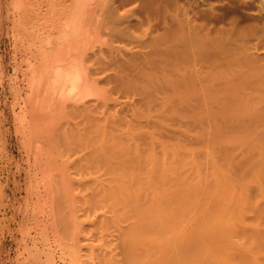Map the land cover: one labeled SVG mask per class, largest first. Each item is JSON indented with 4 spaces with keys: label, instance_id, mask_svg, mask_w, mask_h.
Listing matches in <instances>:
<instances>
[{
    "label": "bare ground",
    "instance_id": "1",
    "mask_svg": "<svg viewBox=\"0 0 264 264\" xmlns=\"http://www.w3.org/2000/svg\"><path fill=\"white\" fill-rule=\"evenodd\" d=\"M14 2L10 88L26 154L12 171L0 136V205L25 189L44 225L75 240L74 210L55 216L88 185L96 210L135 218L121 230L128 264H264V33L191 24L172 0Z\"/></svg>",
    "mask_w": 264,
    "mask_h": 264
},
{
    "label": "rangeland",
    "instance_id": "2",
    "mask_svg": "<svg viewBox=\"0 0 264 264\" xmlns=\"http://www.w3.org/2000/svg\"><path fill=\"white\" fill-rule=\"evenodd\" d=\"M14 1L15 0H0V55L2 56L1 59L3 60V61L1 60L2 63H0V68H2V69H0V119H2V120H0V136H1L2 140L5 142L7 141V139H9L8 145H7V143H5L6 146L5 145L4 146L6 148H3L4 151L2 150V152L4 154L7 153V155L13 157L14 161L11 163V170L15 172L17 170V162L16 161L19 158H21L23 155H25L26 153H25V150L23 149L22 144H20L19 138L16 134V122H15V113H14L15 112V109H14L15 108V106H14L15 105V101H14L15 99H14L13 93H11L12 88H10V87H12L11 84H13L12 83L13 81H11V80H13V77L15 76V73H14V71H15L14 70L15 60H14V56H13L15 54V48H14L15 42H14V39L12 37L13 36L12 34L14 32L13 26L15 24L14 21L16 19L17 11H16V2H14ZM169 1H171V0H169ZM172 1H174V3H175L174 4L172 2V5L177 4L178 7L181 6L180 7L181 9L180 8L179 9L181 10V13H182V19H184V20L186 19V22H187V20H188V22H190V21L195 22L196 20H198L196 22H199V20H200L199 25L200 24L201 25L206 24L207 28L218 29V26L221 25L220 26L221 28L224 27V29L227 28V30L232 28V26H235V24H236V26L246 28V31L249 33L253 32V31H254L253 33L256 32L257 35H258V33L259 34L264 33V31H263L264 30V0H232V1L231 0H204V1L203 0H172ZM217 2H219V3H217ZM173 6H172V8H174ZM202 6H204V7H202ZM209 6L210 7L212 6V7L210 8ZM207 8H208V12L206 11ZM203 11H205V13L206 12L207 13L205 14V13H203ZM183 14L187 15V16H184ZM199 14H200L201 18L199 16ZM220 14L222 17L220 16ZM209 15H210V17H208ZM194 17L195 18L198 17V18L195 19ZM256 17H258V18H256ZM214 18H215V20H214ZM201 19H205V20H203V23H202ZM207 21L209 23L211 21L212 22H211V24H209ZM192 22H190V23L194 24ZM214 22H217L219 24L217 25ZM186 24L190 25L189 23H186ZM253 24H256V25H253ZM208 25H209V27H208ZM250 25H252V26H250ZM247 27L252 28V29L254 28V29H253V31H252V29L249 31V29ZM262 43H263V46L261 44V47L264 49L263 40H262ZM1 126H2V128H1ZM1 132H2V134H1ZM15 162H16V165H15ZM72 170H73V167L71 168V171ZM74 170H75V168H74ZM25 175H26V173H23V175L19 174V177L22 178V177H25ZM7 176H8L7 172L2 174V176H1L4 183H5V181H7ZM11 178H12L11 180H13V177H11ZM77 186L78 185L74 186V188L76 189L75 192L73 191L74 194H72V189H71V199H72V197H74L75 200L73 201L70 199V201L67 202L68 205L74 203L73 206L72 207L66 206L67 210L65 212V210L63 209V208H65V205L64 204L60 205L59 208L57 207L58 212H60V213L58 215V212H57V214L55 216V218L57 217L56 218L57 220H60L59 218H61V215H62L66 221L65 216H67L70 213V211L74 210L71 213L74 214V212H75L76 214H74V217L78 218L79 220L77 219V222H76L74 220L76 218H69V219H71V220L73 219L75 221V222H73V220L72 221L70 220L71 225L73 226V229L77 227V226L75 227L76 224H78V226L82 227V228L77 227V231L79 229H81V231L79 230L80 234L78 232L74 233L75 240H74V238H72L73 233H72V236H70V233L67 234L66 232L62 233L63 235L58 234V233L62 232V228H63L62 222L59 225L58 224L55 225V228L57 227L56 232L58 231V233H54L55 228L53 230H51L50 228L46 227L47 224L44 225V223H47V220H48L47 216L45 217L44 212H43V214H44V216H43L42 210H41L42 207H40V209H39L34 203L33 204H32V202L30 204L27 203L28 202V200L26 199L27 191L25 189H21L17 192L16 197H18V200H14L17 203L14 201H10V203H9L8 199L5 200L4 203H2L3 207H0V210L2 213L4 212L5 214H1L0 217H1V219H3L2 217L4 216L5 218L3 219V221L1 220V222H0V240L5 241L4 242L5 246H4L3 253H2L3 256H1V259H2L1 262H4V263H1V264H24V263L25 264H33V261H32V254L33 253H38L39 258L43 260V263H42V260L39 259V264H44V263L50 264L51 261L48 262V260H47V258L49 256L50 257L52 256V260L54 259L53 262H51V264H53V263L54 264H115L116 262H117L116 264H126L128 262V261H126V257L124 255L125 253L123 254V251H124L123 249L125 247V245H124L125 242L123 243V240L125 238L123 236L124 231L122 232L121 230H126L124 228H127V227L130 229V227L135 224L136 220H133L135 218H133L130 213H128L125 209H123L122 206H120V207L123 209V211L121 210V208H118L119 205H117V207H115V205H113V204H112V206H114V207L111 206V208H110L111 210H113V212L109 210L110 204H106L105 206L102 205L103 207H105V209H106V207L109 206L107 210L109 211L108 216H110V217H108L109 219L105 218V216L107 217L106 214H108V213L103 212V211H106L104 208L102 210V208L99 207V208H101V211H98V213H96V211L100 210V209L98 208L96 210L94 205H93L95 202L94 201L95 199H93V197H92L93 191H92V193H91V191H88V193L86 195L83 194L84 190L87 189L88 185L81 184L79 188H76ZM81 186L85 189H82ZM88 188L90 190L89 186H88ZM77 189H81V190L79 191ZM82 190H83V192H82ZM8 192L13 193L12 188H10L8 190ZM89 193L91 196L89 195ZM87 195L90 196L94 202H92L91 199H89L87 197ZM6 201H8L7 203L9 204L7 206L5 205ZM18 202H20V203H18ZM25 203H27V204L25 205ZM18 204H19V206H18ZM2 205H0V206H2ZM34 205H35V207H34ZM13 206H14V208H12ZM15 206H18L17 210H16ZM25 206H27V207H25ZM62 206H64V207H62ZM67 207L70 208V211H68L69 209ZM96 207H98V206H96ZM117 208H118V210H115ZM35 209H36V213H34ZM60 209L64 210V213ZM37 210L38 211L40 210L39 212H41V213H38ZM114 210L118 211V213L121 212L122 214L119 213V216H118V213L115 212V214H114ZM119 210H121V211H119ZM27 211L29 212V214H27L28 213ZM56 211H57V209H56ZM111 212H112V215L110 214ZM33 214H37V216L40 215L41 217L39 216V219H41V220H39L37 218V216L36 215L34 216ZM70 214H69L70 217H71V215L73 216V214H71V215ZM8 215H9V217H8ZM123 215H125V216H123ZM58 216H60V217L58 218ZM129 216L132 217V219H130ZM42 217L45 219L42 220L43 219ZM23 218H25V219H23ZM26 218H27L28 222L24 221V220H26ZM32 218L34 220H32ZM8 219L9 220L12 219V220L9 221ZM101 219H102V221H101ZM103 219L104 220L107 219L108 221L106 220L107 221L106 222ZM31 220H32V222H30ZM57 220H55V222ZM103 221H104V223H103ZM58 222H60V221H58ZM72 223L73 224L76 223V224L73 225ZM130 223H132L131 226H129ZM28 226H29V228H28ZM101 227H102V230H101ZM27 228L29 229L30 232H28ZM108 230H110V231H108ZM30 233H31V235H34V236L37 235V237L35 236L33 238V236H28ZM55 234H56V236H55ZM113 234H114V236H113ZM48 235H50V236H48ZM77 235H79V238L77 237ZM64 236H66V237H64ZM27 237H29V238H27ZM68 237H70L71 239H69ZM122 237H123V240H122ZM36 238H38V239H36ZM34 239H36L37 241L39 240V242L37 243V241ZM90 241H91V243H90ZM99 244H100V246H98ZM110 244H111V246H110ZM87 245H89L88 246L89 248L87 247ZM112 245L113 246L115 245V246L113 247ZM90 246H92L93 248ZM78 247H80V248H78ZM41 248H42V250H41ZM48 248H50V251L48 250ZM109 249H111V250H109ZM46 250L48 251L49 254H50V252H52L51 250H53V255L51 254V255L47 256L48 253ZM78 250H79V252H77ZM31 251H32V253H31ZM114 251H117L118 253L114 252ZM109 252L110 253L112 252V253L110 254ZM46 253H47V255L45 256ZM18 255H19V257H18ZM53 256H54V258H53ZM106 256H107V258H106ZM3 257H5V258H3ZM143 257L146 258L145 256H143ZM143 257H142V259H140V263H138V264H143L144 261H145L144 264H153V263L156 264L154 262V260L152 261V259L150 260V258L149 259L146 258L147 259V261H146ZM17 258H19V259H17ZM104 258H106V259H104ZM124 258H125V260H124ZM44 259H46L47 261ZM49 260H51V258ZM6 261H7V263H6Z\"/></svg>",
    "mask_w": 264,
    "mask_h": 264
}]
</instances>
